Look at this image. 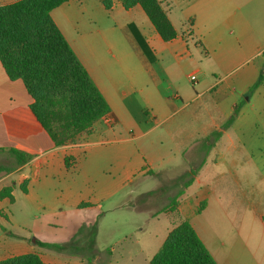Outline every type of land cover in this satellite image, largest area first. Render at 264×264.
<instances>
[{"label":"crops","instance_id":"obj_1","mask_svg":"<svg viewBox=\"0 0 264 264\" xmlns=\"http://www.w3.org/2000/svg\"><path fill=\"white\" fill-rule=\"evenodd\" d=\"M112 2L107 10L101 0H69L51 13L111 109L76 142L55 146L23 81L11 80L0 62V166L13 167L0 174V191L11 188L13 197L0 199V226L8 216L1 206L15 202L17 186L30 208L37 202L36 210L71 219L78 233L79 216L94 222L88 213L105 200L122 191L125 199L129 185L165 174L169 190L179 189L171 197L178 204L159 214L173 227L188 220L217 264H264V0H160L178 34L169 42L140 6ZM137 49L156 72L133 70ZM166 59L188 67L185 82L162 66ZM10 150L31 159L18 165ZM47 193L55 204L43 200ZM29 232L34 242L5 244L0 261L36 253L59 264L37 244L56 243ZM11 236L0 227V239Z\"/></svg>","mask_w":264,"mask_h":264},{"label":"trees","instance_id":"obj_2","mask_svg":"<svg viewBox=\"0 0 264 264\" xmlns=\"http://www.w3.org/2000/svg\"><path fill=\"white\" fill-rule=\"evenodd\" d=\"M69 0H21L0 6V62L11 80H22L33 99L30 108L56 147L74 143L103 117L110 106L54 22L51 13ZM110 10L112 0H101ZM125 9L140 6L161 38L177 37L160 0H121ZM260 78L253 86L256 89ZM16 163L31 156L10 150ZM13 168L0 166V174ZM27 181L21 187L25 190ZM12 189L0 191V199L13 202ZM182 192H180L181 194ZM177 197L167 213L177 210ZM201 209L199 210V212ZM264 221V216H263ZM42 247L62 251L64 246L37 242ZM0 264H46L40 255L29 253L1 260ZM150 264H217L188 220H181L168 233Z\"/></svg>","mask_w":264,"mask_h":264},{"label":"rangeland","instance_id":"obj_3","mask_svg":"<svg viewBox=\"0 0 264 264\" xmlns=\"http://www.w3.org/2000/svg\"><path fill=\"white\" fill-rule=\"evenodd\" d=\"M127 45L131 51V45L134 44L127 41ZM134 55L130 61L134 71L148 74L158 70V65L143 58L138 49L134 51ZM160 63L167 67L172 65L170 69H174L184 78V82L190 73L182 62L177 65L172 59H166L164 63ZM8 164L15 165V162ZM98 165L104 167L103 162ZM102 177L113 178V174L107 173ZM140 182L145 185H138L136 182L126 188L125 191L129 193L127 198L123 199V191L118 192L112 199L102 203L103 208L96 207L92 213H88L93 214L94 222L90 223L86 215L79 216L77 220L80 221L81 228L78 233L75 232L77 224L71 219L66 220L63 216L48 215L44 210H36L37 202L34 204L35 208H30L31 203H27L26 195L17 186L15 202L1 206L8 216H3L0 227L6 231L7 237H13L8 241L0 239V248L21 238L34 242L37 237L29 232V228L34 227L43 239L65 247L62 251H46L59 264H148L146 259L160 249L168 231L174 225L164 214L168 211L166 209L170 206L171 197L179 189L175 187L174 190H169L172 184L167 182L165 174L158 177L147 175ZM43 200L55 204L57 198L55 194L47 193ZM139 250L141 253H136ZM98 254L99 258L96 259Z\"/></svg>","mask_w":264,"mask_h":264},{"label":"built area","instance_id":"obj_4","mask_svg":"<svg viewBox=\"0 0 264 264\" xmlns=\"http://www.w3.org/2000/svg\"><path fill=\"white\" fill-rule=\"evenodd\" d=\"M196 79H197V77H196L195 75H192V76H191V81H192V82H195ZM105 117H106V116H105Z\"/></svg>","mask_w":264,"mask_h":264}]
</instances>
